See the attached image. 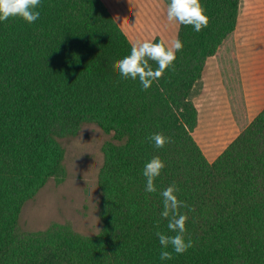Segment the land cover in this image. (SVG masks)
<instances>
[{"label": "trees", "instance_id": "16d2710c", "mask_svg": "<svg viewBox=\"0 0 264 264\" xmlns=\"http://www.w3.org/2000/svg\"><path fill=\"white\" fill-rule=\"evenodd\" d=\"M239 2L200 0L207 27L178 24L183 47L146 90L120 77L117 61L132 44L102 0H41L36 21L0 22V264H264V107L212 161L192 135L198 111L190 94L209 56L233 112L243 107ZM84 124L107 135L98 233L24 230L23 204L50 177H63L65 144ZM157 132L171 137L163 148L149 142ZM153 156L165 167L149 193L142 169ZM170 184L185 202L179 212L193 245L161 261L156 232L175 235L160 215L159 190Z\"/></svg>", "mask_w": 264, "mask_h": 264}, {"label": "rangeland", "instance_id": "374dc122", "mask_svg": "<svg viewBox=\"0 0 264 264\" xmlns=\"http://www.w3.org/2000/svg\"><path fill=\"white\" fill-rule=\"evenodd\" d=\"M138 5L135 0L133 7ZM138 9H132V12L141 13ZM239 9L243 15L247 10L257 11V19L264 11V0H240ZM143 17L147 20L146 13ZM144 26L149 30L155 24L147 20ZM212 60L213 63L209 62L206 67L203 79L196 82L190 94L198 111L192 135L209 161L215 159L238 135L241 127L264 107V95L263 98H255L260 93L253 90V83H249L251 88L247 95L243 90V107L235 106L238 110L235 114L216 58ZM105 139L106 133L98 126H81L77 136L65 144L63 177H50L23 204L20 225L24 230L35 234L57 228L71 238L82 239L98 233L101 223L97 176L103 161L101 146Z\"/></svg>", "mask_w": 264, "mask_h": 264}, {"label": "clouds", "instance_id": "9594fccd", "mask_svg": "<svg viewBox=\"0 0 264 264\" xmlns=\"http://www.w3.org/2000/svg\"><path fill=\"white\" fill-rule=\"evenodd\" d=\"M41 0H0V22L10 17H18L32 23L40 16L38 10ZM167 19L180 25H191L192 30L200 32L208 25V16L201 6L200 0H168ZM183 47L182 41L177 37L171 42L170 47H165L161 41L137 40L135 41L127 55L117 61V69L122 79L138 80L140 87L148 89L165 71L173 66L176 58V51ZM149 60L156 63V67L149 65ZM149 142L156 148H163L165 143L170 142L171 137H166L162 133H153L149 137ZM165 167L164 161L159 156H153L146 161L142 175L145 178V191L149 193L157 192L155 179L160 175ZM178 188L175 184H170L166 188L159 190L162 198L163 210L160 215L168 218V229L175 235H168L157 231L159 243L162 246L159 254L161 261L172 258V253H183L192 247L193 241L185 239V220L187 216L179 212V208L184 206V201L178 199L176 193ZM171 245L172 251H168Z\"/></svg>", "mask_w": 264, "mask_h": 264}, {"label": "crops", "instance_id": "0c3cea01", "mask_svg": "<svg viewBox=\"0 0 264 264\" xmlns=\"http://www.w3.org/2000/svg\"><path fill=\"white\" fill-rule=\"evenodd\" d=\"M102 1L132 44L137 40H153L158 36L167 47H170L171 42L177 37L178 24L168 21V4L165 0H136L137 5L139 4L136 7H133L135 0ZM132 9H138V11L142 12L138 14L133 13ZM145 13L147 20H150L151 23L155 24L154 28L151 27V29L148 30L144 26V23L147 22L143 17ZM256 14L257 11L247 10V13H244L246 16H244L239 9L234 30V40L236 44L241 82L245 95L248 94L247 91L251 88L249 83H253V90L260 93L258 96H255V98H263L264 11L260 13V17L257 19H255ZM212 58L213 56H209L206 59L202 76L199 80L203 79L207 65L209 62L213 61Z\"/></svg>", "mask_w": 264, "mask_h": 264}]
</instances>
